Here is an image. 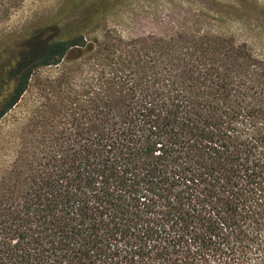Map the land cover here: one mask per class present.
<instances>
[{"label": "trees", "instance_id": "1", "mask_svg": "<svg viewBox=\"0 0 264 264\" xmlns=\"http://www.w3.org/2000/svg\"><path fill=\"white\" fill-rule=\"evenodd\" d=\"M23 3L0 0V24ZM93 17L51 24L25 57ZM81 35L52 43L41 66ZM100 51L105 72L55 80L36 148L0 184V264H264V64L212 34ZM16 68L0 119L32 75Z\"/></svg>", "mask_w": 264, "mask_h": 264}, {"label": "rangeland", "instance_id": "2", "mask_svg": "<svg viewBox=\"0 0 264 264\" xmlns=\"http://www.w3.org/2000/svg\"><path fill=\"white\" fill-rule=\"evenodd\" d=\"M85 13L89 18L94 16L88 28L82 29L86 18L57 35L47 33L43 45L25 57L26 43L33 36L71 14ZM77 33L82 34L85 46L71 50L59 64L41 66L52 43ZM193 34L234 40L264 64V0H24L21 9L0 24V69H5L0 72V100L8 96L19 76L16 73L11 82L4 84L7 71L17 67L16 72L25 68L32 72L18 103L0 119V184L9 177L15 162L36 148L43 131L42 118L59 100L53 95L59 86L54 82L63 72L68 76L75 72L76 76L81 72H105L101 60L113 58L100 50L119 40L178 41ZM106 65L112 66L109 62ZM55 115L50 113V120Z\"/></svg>", "mask_w": 264, "mask_h": 264}, {"label": "flooded vegetation", "instance_id": "3", "mask_svg": "<svg viewBox=\"0 0 264 264\" xmlns=\"http://www.w3.org/2000/svg\"><path fill=\"white\" fill-rule=\"evenodd\" d=\"M14 87V86H13ZM13 89V88H12Z\"/></svg>", "mask_w": 264, "mask_h": 264}]
</instances>
